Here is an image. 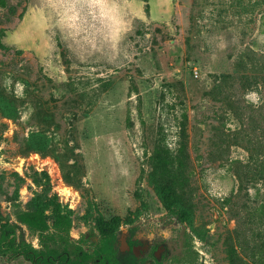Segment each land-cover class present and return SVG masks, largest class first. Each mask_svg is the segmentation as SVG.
Instances as JSON below:
<instances>
[{
  "label": "rangeland",
  "instance_id": "obj_1",
  "mask_svg": "<svg viewBox=\"0 0 264 264\" xmlns=\"http://www.w3.org/2000/svg\"><path fill=\"white\" fill-rule=\"evenodd\" d=\"M38 205L83 264H264V0H0V227Z\"/></svg>",
  "mask_w": 264,
  "mask_h": 264
},
{
  "label": "trees",
  "instance_id": "obj_2",
  "mask_svg": "<svg viewBox=\"0 0 264 264\" xmlns=\"http://www.w3.org/2000/svg\"><path fill=\"white\" fill-rule=\"evenodd\" d=\"M170 211L180 220L186 219V213L179 201L170 203ZM17 218L26 224L31 232L38 235L41 248L32 243L18 241L16 231L10 223L0 227V255L13 256L22 254L34 264H83L72 257L75 240L71 237L72 217L61 207H56L53 226L47 219L46 209L38 205L33 209L19 208ZM51 245H57L56 250ZM76 251V250H74ZM97 264H139V257L134 251H123L115 234H103L95 245Z\"/></svg>",
  "mask_w": 264,
  "mask_h": 264
},
{
  "label": "flooded vegetation",
  "instance_id": "obj_3",
  "mask_svg": "<svg viewBox=\"0 0 264 264\" xmlns=\"http://www.w3.org/2000/svg\"><path fill=\"white\" fill-rule=\"evenodd\" d=\"M120 247H121V249L123 250V251H129V250H132V251H134V253L139 257V254H138V252L135 250V248L134 247H131V246H121L120 245Z\"/></svg>",
  "mask_w": 264,
  "mask_h": 264
},
{
  "label": "water",
  "instance_id": "obj_4",
  "mask_svg": "<svg viewBox=\"0 0 264 264\" xmlns=\"http://www.w3.org/2000/svg\"><path fill=\"white\" fill-rule=\"evenodd\" d=\"M123 244L125 247L127 246V242L125 241V239L123 240Z\"/></svg>",
  "mask_w": 264,
  "mask_h": 264
}]
</instances>
